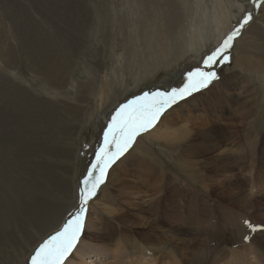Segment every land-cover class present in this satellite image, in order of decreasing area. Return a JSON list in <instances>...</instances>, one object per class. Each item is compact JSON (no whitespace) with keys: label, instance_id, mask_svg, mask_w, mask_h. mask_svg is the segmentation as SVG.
Masks as SVG:
<instances>
[{"label":"rangeland","instance_id":"374dc122","mask_svg":"<svg viewBox=\"0 0 264 264\" xmlns=\"http://www.w3.org/2000/svg\"><path fill=\"white\" fill-rule=\"evenodd\" d=\"M33 1L34 0H21L20 2L22 3L24 9H26V12L29 14V16H33L31 18L38 21V13L36 12H40L42 10L41 8L38 9ZM114 1V4L117 5V11L123 8V0ZM244 4L239 6L240 9L237 8V10L232 12V20H230L231 24L228 32L232 31L235 28L234 25L240 22L242 14H247L248 8ZM27 5H29L30 8ZM31 5H33L34 8ZM258 9V15L254 18L253 22L246 28L245 32L240 37L241 40L245 37L244 40L246 42L248 41V44H241V42L237 44V42L234 46L230 47L232 49L228 48L225 52H223L224 54L222 53V55L228 57V60L225 62L221 58L214 65V68L217 70L216 73L218 79L214 80L207 88L202 89L200 92L193 93V96H195L201 92H206L205 96H200L198 98L203 100L207 99V96H211L212 93V99L216 97V103L219 102L217 97H222L220 103L217 106L212 107V118H209L210 115H208V111L203 112L205 107L202 108L199 106L198 100L196 102L188 103L193 104L195 106L194 109H189V106L187 105H185V107L182 109L181 107H178V105H182V102L188 101L193 96L189 99L185 98L181 101H178L177 104H173L171 106L173 111L171 110V107L167 109L156 122L155 126L149 131L143 132L141 135H139L136 138L133 146L108 169V177H106L105 182L100 185L96 195L91 200H89L86 206L87 211L84 217V229L80 239H82L84 236V231L87 229L89 224L88 222L91 221L92 223H99L100 221H103L104 218V221L107 220L108 214L104 210L111 208V206L107 204L112 205L115 203L113 206H115L117 210L122 211L124 209L127 210V215L130 214V226L134 228V237L136 238L139 237L141 239V233L144 232L142 228L147 225L146 220L153 222L155 227L150 231H153L152 233L156 236L157 232H159V235H161L160 231H162L163 228H165L166 231L168 230L172 232L173 228L178 227L179 229L187 232V234L184 235L182 243H184V239H188L193 243L189 242L191 244V248L189 251H186V254L189 252H193L195 254L196 251L200 252L201 250L212 249L215 244H220L222 247H226V249L231 251L239 249L242 246L256 244H250L249 240H245V238L244 241L240 242L234 236L236 232L233 230L236 222H238L240 226L247 228V225L245 222H242V219L243 221H249L255 228V230L252 229V238H255L254 242L258 243L264 240L263 235L260 238L257 237L260 236V232H264V173L262 171V169L264 170V166L260 168L262 171V175L260 177L258 176V172L255 171V167L251 169L253 155L251 153L249 143L246 140V138H248L247 136L250 135V139L252 141L256 140V142H258V150H256V155L254 158L255 166H261V161H264V158L261 155V151L264 150V2L260 3ZM1 11L2 10L0 9V15H3ZM121 16L122 15H111L109 18L110 20H113L115 17ZM2 17L0 16V20L3 19V21L0 22V29L2 32L1 37L5 31L3 26L5 27L6 22L5 15ZM113 27L114 26H109L108 30L106 31H110L111 34H116L117 30ZM95 30L96 29L92 31L91 36L93 41L91 45L93 46L89 45L87 48V46L83 44L81 47L82 51L84 50L83 52L88 56L86 59H93L97 57L103 48L97 41L98 33ZM8 32L10 33V45L15 48L16 46H14V44L16 45L17 39H13V37H11V31ZM125 36L126 38L119 46V52H121L120 54H122L123 49H131L128 37L126 34ZM106 41L110 43L109 45H111V41L108 39ZM236 41L237 40H235V42ZM249 42H251V45ZM232 43H234V41H232ZM257 45L260 48V51L259 49L254 48ZM106 47L104 49L103 57L106 58L109 65H116L117 61L111 57L109 51H107L108 47ZM208 52L209 55L212 53L210 50ZM244 56L248 57L250 61V65L248 64L249 66H242V64L238 62L239 59L242 57L244 58ZM255 57L258 59L261 57L259 59L260 61H258V59ZM126 58L128 59V56H126ZM83 59L86 60L85 58ZM194 59L197 60V56L194 57ZM261 59L263 63L261 62ZM184 62L186 61H183L174 67L172 66L173 70L182 66ZM235 62L236 64L239 63L242 67H240L239 64L235 65ZM255 62L258 65H251V63ZM80 63L76 67L73 76L74 83L72 82V85L69 88L70 92L75 91L76 84H78L79 81H85L87 78L84 66L82 63ZM233 67L235 69H233ZM248 68L250 69L248 70ZM259 68L262 71L258 70ZM202 69L204 70V68ZM169 71L170 69L163 70V72L159 73L161 76H156L155 78L148 76L149 78L147 77L142 83L143 85L141 86V89H138L139 87H133L130 88L132 90L126 91L125 95L120 96L122 97L120 98V101L108 111V114L110 115L108 117V121H105L102 124L103 127L100 126L102 128L99 127L97 129L98 122L101 120L100 114L96 119H91V114L88 112L83 116V120H80V118L74 119L72 116L69 118L64 113L65 110L52 107L47 101L49 98L44 99L46 96L52 97L55 94V91L50 86L45 84L42 79H40L38 76H33L31 78H27L28 80H26L18 76L15 77L16 80L12 81L9 77L4 78L3 75L6 74V72L4 66L1 67L0 264H23L24 262V264H30V258L34 253V250L44 239L48 237V235H50L49 233L57 231L58 228L51 230L43 240H40V235L45 233L51 227L56 226L60 220L62 222L72 207L75 210L78 202L77 197L81 179H84V177L87 176L88 170L90 169H85V164L89 160H92V157H94L92 154H95L94 152L100 148L103 142V134L107 130V126L111 122L115 112L120 106L129 103L138 96H142L146 92V89L153 90L152 84L154 83H156L154 86H159L158 88H163L164 90L168 89L171 83L174 84L172 89L179 87L177 84L182 78H170ZM112 76L113 75L109 73V79L112 81L119 79L114 77L112 79ZM4 79H6V81ZM4 81L6 83H3ZM159 81H162L160 82V85L157 84ZM232 81H234L235 85H232ZM129 82L132 86H134L131 79H129ZM224 82L232 85L231 89L233 90V93H235L234 97H228V92H230L231 89L225 87L226 84ZM8 83L9 85H7ZM11 86L15 87V89H13ZM25 88H27V90H25ZM214 91H216L215 97H213ZM9 96H11V99H9ZM34 97L44 99V104L38 102L39 109L36 111L33 109V102L31 99ZM201 102L206 103V101ZM26 104H28L27 112L23 110V105ZM35 113H37V117H34ZM164 117H166L164 120L167 119V121L169 120V122L174 124L171 130H179L187 123V125H191V123L201 122L204 118L208 119V121H204L206 123L208 122L209 125H216L215 127L217 130H220L218 132L217 138L219 139L218 141L221 142V152L225 153L220 157L221 161L224 163V165H232L235 168V172H233V174L237 186H235V189H231V194L223 192L225 189H221V186L217 184H214V187L212 184L210 185L212 197L208 196V194L204 192V188L202 187L201 179L199 177L200 173H197V171L200 172V170L204 169L201 167L205 166V163L208 165L211 162V157H199L191 159L183 152V147L181 144L172 145L170 142H168V140H162L163 142H159L148 135V133L152 132L161 124L160 121ZM189 119L192 122H190ZM210 119H212L211 122H209ZM223 128H232L233 131L231 130L232 132H230L228 135H223L222 131H225ZM80 129V138H78L77 132H79ZM197 130L199 131V129ZM138 140L140 141L138 142ZM79 145L81 152L78 149ZM78 152L80 153L78 154ZM214 155H217V152ZM74 163H76L75 166H72ZM181 164L184 165L182 166ZM130 165L131 167H129ZM75 167H78V174L74 182ZM192 168L195 171L194 174L191 172ZM205 172L207 175L205 178H211L212 171L206 170ZM113 176L116 178L118 177V180L113 182ZM123 177L127 178L124 180ZM119 178H123L124 181H122V179L120 180ZM126 179L127 183L125 182ZM72 183H77V185L74 187V184L72 185ZM119 183H122L121 185L124 186L125 189H129L128 191H132L134 195L129 207L126 206L128 203L125 201V198L131 200L132 197L128 196L127 194V196L119 195V190L124 189ZM155 188H157V192ZM161 188L162 193H160V198L164 201V205H162L163 208H161L160 214L155 216L154 211L149 209L148 203L149 199H151L150 195L156 192L155 197H157ZM198 195H201L203 198L206 197V199L204 198V201L201 203H196V199L194 198H196ZM75 196L77 200L75 199ZM236 198H238V201ZM209 199L212 202H210ZM92 210L94 211L92 212ZM206 210L210 218L207 216V219H204L202 225L193 224L192 221L196 218L200 217V221V219L203 217V212ZM88 212H91L90 215ZM94 212L96 214H94ZM95 215L97 216L95 217ZM92 217L95 222H93L94 220H92ZM88 218L91 219L88 220ZM97 219H100V221ZM163 223H165V226ZM62 224L59 228L63 226ZM139 227L140 229H138ZM190 227H196L197 229L199 227L201 229L211 228L213 232L211 239L212 245L210 243V238H206V236L201 233L198 234L195 232L194 234H189V230L187 228ZM144 229L147 232L149 231L147 228ZM167 235L172 234L168 233ZM254 235L257 236L255 237ZM188 255L189 258H191L190 256H193L192 254Z\"/></svg>","mask_w":264,"mask_h":264},{"label":"bare ground","instance_id":"6f19581e","mask_svg":"<svg viewBox=\"0 0 264 264\" xmlns=\"http://www.w3.org/2000/svg\"><path fill=\"white\" fill-rule=\"evenodd\" d=\"M20 1L0 0V9L2 10L1 12L3 13V15H5L6 20L5 27L3 26V28H5V31L2 37V32L0 29V69L2 66H4L6 72V74L3 75L4 78L9 77L13 81L16 80L15 77L18 76L26 80H28L27 78L38 76L40 79H42V81H44L45 84L50 86L55 91V94L52 97L46 96V98H44H49V100H47L50 103L49 105L54 108H59L60 110H65L64 113L69 118L72 116L74 117V119L80 118V120H83V116L87 112L91 114V119L98 118L100 114L101 120L98 122L97 129L102 126L105 121H108V117L110 116L108 114V111L120 101V98H122L120 96L125 95L126 91L128 90H132L130 88L139 87L138 89H141V86L143 85L142 83L148 76H152V78H155L156 76H161L159 73L163 72V70L170 69V78H182L177 84L179 85V87H181L186 81V78L188 76L187 74H189V72L196 71L197 68H204L205 71L216 72L217 70L214 68V65L209 69L206 68L203 63L204 59L209 55L208 51H215L216 48L223 43L227 35L234 31L236 27H239L244 14H242L239 23H237L236 25H234L233 23L235 28L232 31L228 32L231 24L230 20H232V12L237 10V8H239V6H242L244 3V5H246V7L248 8L247 11L251 10V6L248 5L249 0H123V8L119 11H117V5L114 4V0H34L33 3L36 5V7L38 9L41 8L42 10L40 12H36L38 13L37 21L31 18L33 16H29ZM31 6L33 7V5ZM3 15L0 16L2 17ZM111 15L122 16L115 18L112 17L114 19L110 20L109 16L111 17ZM1 21H3V19H1L0 22ZM109 26H114L113 28L117 30V33L111 34L110 31L107 32L106 30H108ZM94 29H96L95 31H97L98 33L97 41L103 48L102 51L97 55V57L93 59H86L88 56L83 52L84 50L82 51L81 47L83 46V44H85L87 48L89 45L93 46L91 45V43L93 42L91 36ZM8 31L12 32L11 37H13V39H17L16 45L14 44V46H16L15 48L10 45V33ZM244 32L245 30L243 31V33ZM125 34L128 37L131 49H123L122 54H120L121 52H119V46L126 38ZM244 38L242 40L241 38H239L238 40L234 39V43H232V46H234L237 42V44H239V42H241V44H248V41L246 42ZM107 39L111 41V45H109L110 43L106 41ZM235 40L237 41L235 42ZM249 43L251 45V42ZM105 47L108 49L107 51H109L111 57L115 59V61H117L116 65H109L106 58L103 57ZM254 48L259 49L260 51L258 45ZM126 56H128V59L126 58ZM196 56L197 60L194 59V57ZM83 58H85L86 60H84ZM260 58L261 57H259V59ZM259 59L258 61H260ZM183 61L186 62H184L182 66L173 70L172 66L174 67ZM80 62L84 66L87 78L85 79V81H79L78 84H76V89L74 88L75 91L70 92L69 88L72 85L76 67ZM238 62L243 66L248 65L250 61L248 57L244 56V58H240ZM261 62L263 63L262 59ZM237 64L235 62V65ZM252 64L258 65L256 64V62L251 63V65ZM242 66L240 65V67ZM250 68H248V70ZM260 68L258 70L262 69ZM233 69L235 68L233 67ZM109 73L113 75L111 77L112 79L113 77L119 79L112 81L111 79H109ZM129 79L132 80L134 86L130 84ZM4 80L6 81V79ZM5 81L3 83H6ZM160 82L162 81H159L157 84L160 85ZM226 82H224L226 84L225 87H227L228 89H231L232 85H235L234 81H232V85H229ZM155 84L156 83L152 84V91L146 89V92H164L165 90L169 91V89L171 91L172 87H174V84L171 83L170 87L164 90L163 88H158L159 86H154ZM7 85H9V83ZM12 88L15 89V87ZM25 90H27V88H25ZM215 92L216 91H214L213 97H215ZM234 94L235 93H233V90L231 89V91L228 92V97L232 98L235 96ZM205 95L206 92H201L195 96L191 95L186 98L189 99L193 96L191 99L186 102H180L182 105H178V107H181L182 109L183 107H185V105H187L189 106V109H194L195 106L188 103L196 102L198 100L199 106H201L202 108L205 107L203 112L208 111V115H210L209 118H212V107L217 106L220 103L222 97H217V99L219 100L218 103L215 102L216 97L212 99V93L211 96H207V99H198L200 96ZM11 96H9V99H11ZM31 99L33 102L34 111L39 109L38 102L44 104V99L35 97ZM201 101H206V103H202ZM27 108L28 104L23 105V110L25 112H27ZM171 110L173 111L172 107ZM34 117H37V113L34 114ZM165 118L166 117L162 118V120L160 121V127L158 126L152 132L148 133V135L159 142L168 140V142H170V144L172 145L181 144V146L183 147V152L191 159L199 157H211V162L208 165L205 163V166L201 167L204 169L200 170V172L197 171V173H200L199 177L201 179L204 192L207 193L208 196L212 197L210 185L212 184L213 186L214 184H217L221 186V189L227 190H224L223 192L231 194V189H235V186H237L233 174V172H235V168L232 165H224V163L221 161L220 157L225 153L221 152V142L218 141L219 139L217 138L218 132L220 130H217V128L215 127L216 125H209L208 122L206 123L204 121H208V119L204 118L201 122L191 123V125L189 124L190 126L187 125V123L185 126L183 125V127H181L179 130H171L174 124L169 122V120L167 121V119L164 120ZM189 121L192 122L190 119ZM211 121L212 119H210L209 122ZM197 129H199V131ZM223 129H225V131H222L223 135H228L233 131L232 128ZM80 131L81 129L79 130V132H77L78 138H80ZM247 137L248 138H246V140L249 143V147L251 148V153L253 155V159L251 161V169L255 167V171L258 172V176L260 177L262 175V171L264 173V170L262 169L261 171L260 169L262 168V166H264V161H261V166H255L254 157L256 155V150H258V142H256V140L252 141L250 139V135H248ZM139 141L140 140H138V142ZM78 149L80 151V145ZM80 152H78V154ZM216 152L217 155H214ZM93 155L94 154H92V156ZM261 155L264 158V150L261 151ZM93 158L94 157H92V160ZM92 160L86 162L85 169L91 168L92 164L95 162H92ZM75 164L76 163L72 164V166H75ZM181 165L183 166L184 164ZM129 167H131V165ZM191 170V172H193L194 174V169L192 168ZM206 170L212 171L211 178H205V176H207L205 172ZM77 174L78 167H75L74 182ZM123 178H121L122 181L125 180V178L124 180ZM115 180L117 181L118 177L116 178L115 176H113V182ZM125 182L127 183V179ZM122 183L119 184L121 185ZM73 184L74 183H72V185ZM76 185L77 183L74 184V187ZM122 187L124 188V186ZM155 189L157 192V188ZM128 190L129 189L127 188L120 189L119 195L124 196L127 194L128 196L132 197L131 200H128L124 197L125 201H127L128 203V205L126 206L129 207L134 195L132 191ZM156 192L150 195L151 199H149L148 203L149 209L154 211L155 216L160 214V210L161 208H163L162 205H164V201L160 198L162 188L157 197H155ZM204 198L206 199V197ZM204 198L201 195H198L194 199H196V203H201L204 201ZM237 199L238 198H236V200ZM209 201L212 202L210 199ZM113 204H107L111 206V208L104 210L108 214L107 220L104 221V218L103 221L97 219L100 221L99 223H92L91 221L88 222L89 224L87 229L84 231L83 238L79 239L76 248L65 261V264H264V240L258 243L254 242L255 238H252V229L248 226L247 228H244V226H240L238 222H236V224L234 225L233 231L236 232L234 236L240 242L244 241L245 238V240H249L250 244H256L242 246L241 248L238 247L239 249L231 251L229 249H226V247H222V245L220 244L216 245L214 243L215 246H212V249L201 250L200 252L196 251L195 254L193 252H189L188 254L193 255L190 256L191 258H189V255L186 254V251L190 250V243L193 242L189 241L188 239H184V243H182L184 235L187 234V232L179 229L178 227L173 228L172 232L168 230L166 231L165 228H163V230L161 229L162 231H160L161 235H159V232H157L156 236L152 233L153 231H150L155 227L153 222H149V220L145 219L147 221V225H145L144 228H147L149 231L147 232L144 228H142L144 232L141 233V239L139 237L136 238L134 237V228L130 226V214L127 215V210L124 209L122 211L117 210L116 207L113 206ZM73 210L74 209L72 207L63 220L64 222L69 218L70 214H73ZM93 211L94 210H92V212ZM94 214L96 213L94 212ZM96 216L97 215H95V217ZM207 216L208 213L206 210L203 212V217L200 219L201 223L199 221L200 217L193 220L192 223L202 225V222L204 221V219H207ZM93 217L92 220H94ZM89 219L91 218H88V220ZM63 221L61 222L60 220L56 226L51 227L45 233L41 234L40 240H43L51 230L57 228L59 229L61 224L64 223ZM93 222H95V220ZM242 222H245V220L243 221L242 219ZM163 225L165 226V223H163ZM195 228H187L189 230L188 233H201L206 236V238H210V243L212 245V229H201L199 227L198 229L201 231L200 232L197 228ZM138 229H140V227ZM55 232L56 231L49 233L50 235H48V237L55 234ZM168 233L172 235H167ZM262 235L264 236V232H260V236H254L260 238Z\"/></svg>","mask_w":264,"mask_h":264},{"label":"snow or ice","instance_id":"6c2138e0","mask_svg":"<svg viewBox=\"0 0 264 264\" xmlns=\"http://www.w3.org/2000/svg\"><path fill=\"white\" fill-rule=\"evenodd\" d=\"M261 2L264 0H254L257 7ZM251 19V13L243 16L239 27L232 31L223 43L204 59L203 63L206 68H212L221 58L225 62L228 60V57L222 56V53L232 46V41L239 35L240 29ZM216 79H218L216 72L197 68L196 71L189 72L182 87L164 92H146L120 106L103 134V144L95 153V162L82 181L79 209L69 215V218L55 234L39 244L31 255L30 264H65L76 248L83 232L86 206L89 200L96 195L100 185L105 182L108 169L133 146L139 135L155 126L168 108L193 93L207 88ZM245 224L255 230L249 221L246 220Z\"/></svg>","mask_w":264,"mask_h":264},{"label":"water","instance_id":"95a60500","mask_svg":"<svg viewBox=\"0 0 264 264\" xmlns=\"http://www.w3.org/2000/svg\"><path fill=\"white\" fill-rule=\"evenodd\" d=\"M248 5L251 6V10L248 11L247 13H251L252 19L249 21L248 24H246L242 29H240L239 35L235 37V39H237V40L241 37V34L243 33V31L246 30V28L253 22L254 18L258 15V7L256 6V3H254V0H249ZM102 144H103V142H102ZM102 144H101V146H102ZM96 151L94 153H96ZM95 159H96V155L94 154V158H93L92 162H94ZM82 181H83V179H81V182H80V187H79V191H78V202H77V205H76L73 213H75L80 207L79 193H80V188L83 187Z\"/></svg>","mask_w":264,"mask_h":264}]
</instances>
